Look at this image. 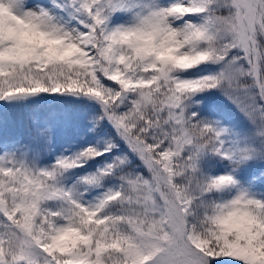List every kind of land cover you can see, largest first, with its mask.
Segmentation results:
<instances>
[{"label": "snow or ice", "instance_id": "obj_1", "mask_svg": "<svg viewBox=\"0 0 264 264\" xmlns=\"http://www.w3.org/2000/svg\"><path fill=\"white\" fill-rule=\"evenodd\" d=\"M0 264H264V0H0Z\"/></svg>", "mask_w": 264, "mask_h": 264}]
</instances>
